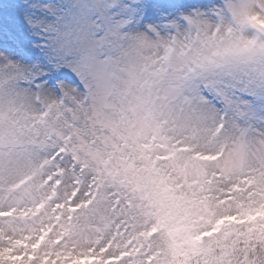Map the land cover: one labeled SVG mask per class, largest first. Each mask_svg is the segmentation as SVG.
I'll list each match as a JSON object with an SVG mask.
<instances>
[{"label":"snow or ice","instance_id":"snow-or-ice-1","mask_svg":"<svg viewBox=\"0 0 264 264\" xmlns=\"http://www.w3.org/2000/svg\"><path fill=\"white\" fill-rule=\"evenodd\" d=\"M0 264H264V0H0Z\"/></svg>","mask_w":264,"mask_h":264}]
</instances>
